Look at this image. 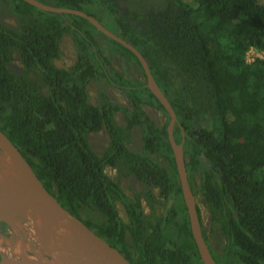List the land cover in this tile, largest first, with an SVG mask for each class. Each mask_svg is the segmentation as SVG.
I'll list each match as a JSON object with an SVG mask.
<instances>
[{
    "label": "trees",
    "instance_id": "trees-1",
    "mask_svg": "<svg viewBox=\"0 0 264 264\" xmlns=\"http://www.w3.org/2000/svg\"><path fill=\"white\" fill-rule=\"evenodd\" d=\"M37 1L88 15L85 6L97 5L117 35L139 51L175 113L173 137L182 144L188 183L192 189L198 175L193 194H201L211 231L224 240L215 253L202 232L214 263L264 264V60L244 59L250 48L264 55V0H159L158 7L145 9L136 0ZM5 4L16 28L0 21V130L44 188L130 264H203L162 105L146 84L114 71L94 40L91 28L97 30L86 20L41 11L22 0H0ZM66 35L76 59L67 69L57 68L53 62ZM112 42L140 66L132 53ZM15 53L18 72L10 67ZM100 79L120 89L129 108L103 91L91 103L88 85ZM143 105L165 115L160 128ZM135 130L140 146L132 151ZM100 131L108 144L95 154L88 136ZM106 167L117 178L145 187L128 196ZM197 217L200 223L198 210Z\"/></svg>",
    "mask_w": 264,
    "mask_h": 264
},
{
    "label": "water",
    "instance_id": "water-1",
    "mask_svg": "<svg viewBox=\"0 0 264 264\" xmlns=\"http://www.w3.org/2000/svg\"><path fill=\"white\" fill-rule=\"evenodd\" d=\"M22 1L48 13L78 16L90 23L103 36L118 43L136 57L142 68L147 89L158 100L169 116V122L166 127L167 139L177 171L188 215L190 231L196 244L200 260L203 264H215L200 228L195 199L186 176L182 144H177L174 141L173 126L177 122L175 113L165 95L154 82L144 57L131 44L108 30L94 17L81 10L54 7L37 0ZM0 149L5 153L11 163L17 164L25 180L22 194L19 195L12 205L8 207L0 203V222H7L8 220L14 219L18 217V214L29 209L43 210L47 215H55L61 218L62 232L69 246V252L65 255L54 258L41 256L32 259L26 258L19 261L9 260L11 262L10 264H130L116 248L110 246L104 239L97 236L83 223V221L65 209L58 200L44 188L19 149L15 147L1 130ZM2 260L0 264H4Z\"/></svg>",
    "mask_w": 264,
    "mask_h": 264
},
{
    "label": "rangeland",
    "instance_id": "rangeland-1",
    "mask_svg": "<svg viewBox=\"0 0 264 264\" xmlns=\"http://www.w3.org/2000/svg\"><path fill=\"white\" fill-rule=\"evenodd\" d=\"M136 1L144 5L143 9L158 7L160 4L159 0H136ZM85 8L92 13L90 14L91 16L95 15V16H98L99 18H102L103 25L108 30L116 34L119 33L117 29L113 28V25L109 23V20L106 17V15L104 13L101 15L99 11V7L97 5H90V6L87 5L85 6ZM0 21L7 27L16 28L15 16L13 15L11 11L10 5L8 4L0 5ZM92 30L93 29L91 28L92 35L100 49L102 56L106 57L109 60L110 65L114 69V71H116V73L120 74L122 77H124L128 81L146 84V80L143 77L140 66H138L137 63L132 58H130V56L125 54L118 45L110 41L109 38H106L105 36L100 34L98 31H95V30L92 31ZM60 50H61L60 57L56 59L53 63L57 68L67 69L73 64V62L76 59V49H75V46L71 38L68 35L62 38L61 43H60ZM244 59L246 63H251L255 59L264 60V55L260 53L259 51L253 48H250L246 52ZM10 67L15 72H18L20 70V63H19L18 55L16 53L14 54V59ZM100 91H103L110 98L111 101L129 108V103L127 101V98L120 91V89H118L114 85L106 84L103 79H100L97 82L93 81L88 85L89 101L91 103L93 104L97 103L98 93ZM142 109L144 110L145 114L150 119V121L156 127L160 128L165 123L166 118H165V115L161 111H158L155 108L151 106H146V105H143ZM115 119L118 124L124 125L123 117L120 114H116ZM138 134H139V130L133 131V134L131 137L132 143L129 145V149L132 151H135L140 146V139L138 137ZM88 141H89L92 151L95 154H100L101 152H103V150L106 148L108 144V136L104 131H100L98 133L89 134ZM105 173L110 178L117 179V175L114 169L110 167H106ZM119 182H120L121 188L128 196H131L132 193L134 192L141 191L144 187L143 185H141L140 183H138L132 178H121ZM193 185H194L193 186L194 190H197L199 186V179H198L197 174L194 175ZM151 191L155 196H158V190L151 188ZM194 199L196 203V211L198 210L199 215H200L199 224H200L201 231L206 235V238H207V241H208V244L211 250H213L215 253H220L222 250L223 244H224V240L219 234L211 231L210 215H209L207 208L202 204L201 194L197 193L194 196ZM117 210H118L119 216L123 220H126V215L121 205L119 204L117 205ZM143 210H144V213L146 214L148 213V209L144 205H143ZM160 211L161 209L157 208V212H160ZM90 217L92 219L96 218L95 214L93 215L90 214ZM35 222L36 221H34L33 219H30V220L29 218L22 219L20 217H16L14 219L8 220L7 222H2L3 226L2 227L0 226V254H1L0 261L2 259H3L2 260L3 262H4V259H8L10 261H13V260L19 261V260H23L25 256L26 258H29V259L36 258L37 256L41 257L40 255L41 253H39L40 252L39 251L40 241L37 238L41 232V228L38 227ZM30 224H33V225L35 224V225L30 226ZM29 231L30 233L32 232L33 235L32 234L30 235ZM33 232L35 234L39 232V234L37 233L36 234L37 236H36ZM16 244L18 245L17 248H15ZM45 246L46 247L48 246L47 248L49 247L51 248V244H46ZM13 248H15V250ZM34 248L39 249L37 250V254H36V249ZM50 250L52 249H49V250L47 249L46 251L48 252H45L42 256L44 257L47 256V257L52 258L53 255L49 254Z\"/></svg>",
    "mask_w": 264,
    "mask_h": 264
},
{
    "label": "bare ground",
    "instance_id": "bare-ground-1",
    "mask_svg": "<svg viewBox=\"0 0 264 264\" xmlns=\"http://www.w3.org/2000/svg\"><path fill=\"white\" fill-rule=\"evenodd\" d=\"M24 185H25V180L19 170V167L17 166L16 163H11L9 159L7 158V156L5 155V153H3V151L0 149V203L8 207L12 205L13 202L19 197V195L22 194V191L24 190ZM18 217L22 219L29 218V220L33 219L34 221H36L35 222L36 225L41 228L40 234L39 232H37L39 234L37 238L40 241V248H39L40 250L38 248L37 249L34 248L36 249V254H37V250H39L40 252L39 251L38 252L41 253L40 255L42 256L45 252H48L46 251L47 249L48 250L52 249L49 251V254L53 255L52 258H54L57 256L65 255L69 252V246L62 232V220L60 217L55 216V215H47L43 210H38V209L37 210H34V209L26 210L18 214ZM31 225L33 224H30V226ZM31 234L32 232L30 233V235ZM46 244H51V248L50 247L47 248L48 246L46 247L45 246ZM17 246L18 245L16 244L15 248H17ZM15 248L13 249L15 250ZM25 258L26 256L24 257V259ZM3 263L10 264L11 262L8 259H4Z\"/></svg>",
    "mask_w": 264,
    "mask_h": 264
},
{
    "label": "flooded vegetation",
    "instance_id": "flooded-vegetation-1",
    "mask_svg": "<svg viewBox=\"0 0 264 264\" xmlns=\"http://www.w3.org/2000/svg\"><path fill=\"white\" fill-rule=\"evenodd\" d=\"M115 172H116V171H115ZM116 175H117V173H116ZM120 179H121V178H117V179H113V180H118V181H120ZM135 181H136V180H135ZM137 182L140 183L139 181H137ZM119 184H120V182H119ZM140 184L143 185V186L145 185V183H144V184H143V183H140ZM144 187H145V186H144ZM149 187H150V188H149L150 190H151V188H154V187H152V186H150V185H149ZM154 189H156V188H154ZM193 189H194V188H192L191 190H193ZM156 190H157V189H156ZM192 193H193V191H192ZM193 196H194V194H193ZM122 208H123V207H122ZM123 210H124V209H123ZM124 212H125V211H124ZM0 226H1V227L3 226V223H2V222H0Z\"/></svg>",
    "mask_w": 264,
    "mask_h": 264
}]
</instances>
